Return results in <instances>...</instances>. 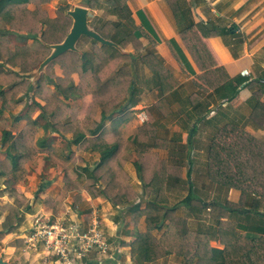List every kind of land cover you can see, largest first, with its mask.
<instances>
[{
    "label": "rangeland",
    "instance_id": "374dc122",
    "mask_svg": "<svg viewBox=\"0 0 264 264\" xmlns=\"http://www.w3.org/2000/svg\"><path fill=\"white\" fill-rule=\"evenodd\" d=\"M90 3L95 4V7L90 8ZM64 7H69V11L76 7L87 8L89 26L93 30L109 22L108 32L113 33L118 22H126V12H116L113 0H50L42 4V12L34 19V25L42 31L44 13L47 19L55 20ZM29 8L34 10L35 6L31 4ZM6 33L8 35L5 38H0L3 49H27L33 43L29 37L27 41L19 39V35L27 36L25 29H9ZM140 42L142 47L143 43ZM100 45H94L92 39L82 37L76 46L77 53L83 58V54L93 53L95 48L97 65L104 54ZM130 46L134 49L132 44ZM124 59L118 65L103 70L100 75L87 74L79 69L77 57L56 63L43 72L50 83L40 95L35 94V73L40 66L38 62L31 73L21 75L27 78L29 84H23L19 89L12 77V72H18L19 68L1 67L0 90H9L0 98V260L4 263L51 264L44 256L28 250L25 244L24 236L35 216L44 214L54 219L75 209L88 213L91 206L97 207L110 237L113 259L109 264H188L179 253L194 249L200 235L207 234H210L209 244L212 248H223L218 234L221 230L218 218L223 212L212 205L218 203L224 206L229 202L236 208L240 204L241 192L210 180L208 151L212 138L219 129L231 125L236 131H243L262 144L264 139L247 129V122L228 123L218 130L213 126H201L203 137L194 142L195 150L190 156L193 172L189 180L188 135L181 129L184 118L175 113L179 107L188 104V100L181 91L172 92L179 86L178 79L162 62L158 64L153 61L150 53L139 56L142 64L152 73L150 76L142 73L136 78L140 63L135 73L134 55L132 62ZM112 72L115 76L110 83L103 77ZM211 75L218 86L220 78L213 73ZM70 87L74 91H68ZM62 88L67 90V98ZM132 100L141 108H136V111L129 108V112L133 113L129 123L127 120L117 127L113 126L112 120L120 117L122 108L132 105ZM258 102L259 109L255 114L254 108ZM255 106L249 121L254 127H264V103L256 98ZM141 114L146 116L144 122L138 117ZM22 116L28 117L21 119ZM103 116L108 119L101 133L102 139L98 142L107 146L121 142L120 153L115 159L120 167L119 184L111 179L110 171L108 176H103L102 183L96 182V176L93 178L90 175L100 161L101 147L86 149L87 144L84 142H95L99 137L91 133L100 125ZM4 131L11 132L19 139L21 147L18 151L25 153L18 170L12 168L6 156L7 146L12 142L2 146ZM78 133H85L87 138L80 145H74L72 140ZM234 137L231 131L225 137L223 135L221 143L232 144ZM45 139L49 140L46 148L40 145V141ZM136 164L140 165V171ZM140 175L145 176V179L141 180ZM152 181L162 184V190L150 188L148 185ZM188 182L193 183V196L204 202V207L197 203L193 208L180 204L189 194ZM124 194L135 196L129 201L126 196L121 198ZM156 199L158 205L168 211L175 207L177 209L170 217L163 219L160 229L151 230L163 256L154 262H143L138 256L132 257V245L140 234H145L155 225L150 216L156 213L148 209V203L154 204ZM254 200H260L264 205L263 199L252 194L246 198L244 207L240 208L250 209L252 216L262 213L252 206ZM263 205L261 209L264 211ZM134 208L136 211H133ZM158 214L161 217L163 212ZM106 220L113 221L114 225L106 227ZM221 221L237 223L239 228L244 224L239 221L237 214L232 213L228 219L221 217ZM239 228V234L246 236L244 230ZM197 259H193V264Z\"/></svg>",
    "mask_w": 264,
    "mask_h": 264
},
{
    "label": "trees",
    "instance_id": "16d2710c",
    "mask_svg": "<svg viewBox=\"0 0 264 264\" xmlns=\"http://www.w3.org/2000/svg\"><path fill=\"white\" fill-rule=\"evenodd\" d=\"M50 0H0V38H5L9 29H25L27 36L19 35V39L22 41H27L29 38L32 39L33 43L30 48L19 47L16 51H9L8 49H3L0 44V71L1 67L10 66L13 68H19L18 72H12V77L14 83H18V89L23 84H29L27 78H23L21 75L29 74L33 71V66L35 63L41 64L46 58H48L52 52L49 48V45L61 44L66 39L68 34L71 31L73 20L68 15L69 7H64L60 10L58 17L55 20L47 19L45 13L43 17L44 28L42 31L38 30V27L34 25V19L38 16L42 10L41 6L43 3ZM181 2L182 0H178ZM178 2V3H179ZM115 11H125L126 18L125 23L118 22V24L113 28V33L108 32L109 25L108 23L104 24L101 28L97 27L94 30L100 34L104 39L116 43L122 51H119L116 48L100 45L104 54L102 60L99 64H95L97 61L96 49H93V53L83 54L81 58L80 54L77 52L69 51L60 57L54 59L47 67H52L56 63H62L64 60H70L71 58L78 59V66L83 72L91 75H100L103 70L107 68H112L118 63H121L123 58L132 62V54L124 52V50L130 45H133L134 50L138 51L141 48L140 37L137 33L139 30L134 25L133 19L130 16L129 9L127 6V0H113ZM34 5L35 9H30V5ZM185 7L177 4L172 7L174 13V19L176 27L178 28L179 35L182 39L183 44L186 46L192 57L195 61L199 62L200 56L195 50L194 45L192 44L190 38L187 35V25L186 19L190 16L191 10L188 5L185 3ZM90 8H94L95 4L90 3ZM39 23V22H38ZM39 25V24H38ZM108 26V27H107ZM198 28L204 32V35L207 37L215 36L212 32L205 31L203 24H197ZM132 28V31L129 32V28ZM127 30V31H126ZM29 37V38H27ZM94 45H99L96 41L92 40ZM2 43V41L0 42ZM65 67V66H64ZM202 70H206L203 65H200ZM90 71V72H89ZM214 76H218L216 72L219 70L210 71ZM114 72L108 76H104L110 83L114 79ZM221 83L219 80L218 89L222 87L225 93L224 99L227 102L232 101L239 94L240 88L248 81L239 78L227 79ZM50 83L49 78L45 74H41L37 84L35 86V94L40 95L45 89L47 84ZM107 83V82H106ZM132 84V83H131ZM32 85V84H31ZM250 86V84H246ZM31 87V86H29ZM131 88V87H130ZM68 91L72 92L73 87L67 88ZM63 90V88H62ZM9 91V90H8ZM7 90H0V98L8 92ZM67 96V90L64 89L62 92ZM257 99L259 97L255 96ZM5 99V97H3ZM258 105L254 108V113H257L259 109ZM131 106L123 107L122 114L120 117L112 120L114 121L113 126L117 127L121 125L122 122L125 123L131 119L133 113L129 112ZM0 110V114H1ZM42 114H40L41 116ZM43 117V116H42ZM107 117L103 116L100 125L97 126L96 130L91 133V135L99 136L95 139V142H84L87 144L86 149L90 148L91 150H96L100 146V161L97 165L96 170L94 169L90 172L92 177L96 182L102 183L101 179L106 176H109L113 181H117L119 184V164L117 163V155L121 150V142H115L111 146H107L103 142H98L102 139L101 133L104 130L105 121ZM112 117L110 118V120ZM111 122V123H112ZM35 126L36 120L33 122ZM47 129V126H45ZM234 132V143L232 144H222L221 140L230 132ZM100 134V135H99ZM197 131L194 129L191 131L189 136V148L193 150V140L196 136ZM87 138L85 133H78L74 136L72 142L74 145H80ZM18 138L13 136L9 131H4L2 133V146L4 147L7 142H12L11 145L7 146V159L10 161L12 168L18 170L20 167V161L23 159L25 153L18 151L21 147V142H18ZM89 141V140H87ZM49 140L45 139L40 141L41 147H47ZM191 153V151H190ZM208 173L211 181L217 183L218 185L224 186L226 188H233L241 192L240 204L236 208L226 202L224 206H221L218 203H214L213 208H218L222 210V214L218 218V225H221V230H219V241L223 245V248H212L209 244L210 234L206 236L199 237V243L195 246L194 249L191 248L185 251V253H179L186 258L188 264H193V259L198 257L195 264H264V226L260 229V236L248 235L242 236L237 231L239 226L237 223H228L221 221V217L228 219L230 214H247L251 213L250 209H242L247 203L246 198L250 195H257L260 199L264 200V144L256 140L253 136L244 133L243 131H236L232 126H224L222 129H219L214 135L211 141V145L208 151ZM190 165L192 166L191 159ZM137 165L138 171H140V165ZM89 169V168H88ZM98 171L100 173L98 174ZM161 175V172H159ZM91 177V178H92ZM92 178V179H93ZM155 178V177H154ZM191 178V168L188 173V179ZM140 179H145L140 175ZM159 182L154 183V181L149 183L150 188L158 187L162 190V184ZM189 184V194L181 201V205L187 206L188 208H193L194 204L197 203L199 206L204 207V202L199 199H196L193 194L194 185L192 182ZM115 184V183H114ZM156 185V186H155ZM153 189H151L152 191ZM128 198L129 201L133 200L132 198L135 195L124 194L121 198ZM158 200L154 204L148 203V209H151L156 214L150 216L151 221L155 224L149 228L145 234H140L136 239V242L132 245V257L136 258L137 256L141 258L143 262H154L158 258L162 257L160 246L156 239L151 235L152 229H160L164 218L170 217V214L176 211L177 207L168 211L166 208L158 205ZM246 202V203H245ZM117 204V203H115ZM114 204V205H115ZM165 210V211H164ZM133 211H136L134 208ZM158 212H163L160 217ZM264 217V213H256ZM160 220L158 221V219ZM241 228V227H240ZM239 228V229H240ZM12 230H9L11 232ZM182 231V230H181ZM186 231V229H185ZM184 238V236H183ZM159 250V252H157Z\"/></svg>",
    "mask_w": 264,
    "mask_h": 264
},
{
    "label": "crops",
    "instance_id": "0c3cea01",
    "mask_svg": "<svg viewBox=\"0 0 264 264\" xmlns=\"http://www.w3.org/2000/svg\"><path fill=\"white\" fill-rule=\"evenodd\" d=\"M178 2V0H127L130 16L139 30L137 33L140 36V33L143 34L140 37L143 43L140 50L131 49L132 46L124 50L134 55L135 73L137 68L139 69L138 62L143 69L140 68L135 77L138 78L142 73L146 76L152 75L139 60V56L148 53L151 54L153 61L158 64L162 62L175 75L179 86L172 92L181 91L182 96L188 100V104L179 107L178 112H175L178 117L184 118L181 129L188 135V147L191 138L189 134L192 130L197 131L193 140L194 148L196 139L203 137L201 130L203 125L213 126L218 130L228 123L247 122L246 128L264 139V127H254L249 121V115L256 104L255 96L257 95L264 103V0ZM185 3L191 10L190 16L186 19V32L200 56L199 62L194 60L183 44L175 24L172 7L177 4L185 7ZM199 23L204 25L206 32L210 31L215 36L204 35L197 26ZM200 65L207 69L202 70ZM213 70H219L216 73L221 83L228 81L229 78H239L248 82L240 88L236 98L227 102L224 99L227 91H223L222 87L217 90L218 86L210 73ZM243 70H248L250 75L243 77L241 74ZM248 83L250 86H246ZM130 106L132 111L141 108L140 105H135V101ZM27 117L22 116L21 119ZM194 150L188 149V160L191 159ZM191 162L193 163L192 159ZM188 166L187 177L190 168L192 177L193 164L191 166L189 161ZM262 205L260 200H254L252 204L262 212L260 214L264 213ZM237 217L244 223L240 227L246 236L261 235L264 217L257 214L252 216L251 213L237 214ZM106 222L108 224L106 227L114 225L111 220Z\"/></svg>",
    "mask_w": 264,
    "mask_h": 264
},
{
    "label": "built area",
    "instance_id": "2783aa9c",
    "mask_svg": "<svg viewBox=\"0 0 264 264\" xmlns=\"http://www.w3.org/2000/svg\"><path fill=\"white\" fill-rule=\"evenodd\" d=\"M241 74L248 77L250 72ZM138 117L146 119L144 114ZM24 240L28 250L51 264H109L113 259L110 237L95 206L88 213L75 209L54 219L38 214Z\"/></svg>",
    "mask_w": 264,
    "mask_h": 264
},
{
    "label": "water",
    "instance_id": "95a60500",
    "mask_svg": "<svg viewBox=\"0 0 264 264\" xmlns=\"http://www.w3.org/2000/svg\"><path fill=\"white\" fill-rule=\"evenodd\" d=\"M68 15L73 20V25L70 33L66 39L61 44L49 45V48L52 50L50 56L46 58L39 66L37 72L35 73V81H38L41 74L45 71L46 67L56 58L61 55L72 51L77 52V43L82 37L90 38L97 43L113 47L122 51V49L114 42L104 39L100 34L95 30L91 29L89 26V10L85 7H76L72 11L68 12ZM0 264H6L0 260Z\"/></svg>",
    "mask_w": 264,
    "mask_h": 264
}]
</instances>
